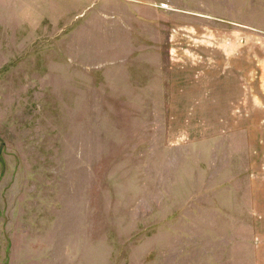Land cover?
<instances>
[{
    "label": "rangeland",
    "instance_id": "374dc122",
    "mask_svg": "<svg viewBox=\"0 0 264 264\" xmlns=\"http://www.w3.org/2000/svg\"><path fill=\"white\" fill-rule=\"evenodd\" d=\"M0 264H264V0H0Z\"/></svg>",
    "mask_w": 264,
    "mask_h": 264
}]
</instances>
